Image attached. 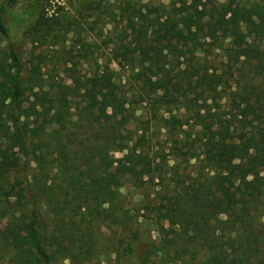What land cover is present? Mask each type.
<instances>
[{
	"label": "trees",
	"instance_id": "trees-1",
	"mask_svg": "<svg viewBox=\"0 0 264 264\" xmlns=\"http://www.w3.org/2000/svg\"><path fill=\"white\" fill-rule=\"evenodd\" d=\"M142 8L110 49L130 88L73 63L25 103L19 55L0 48V182L33 167L0 194V264H102L100 225L119 229L109 264H264V0ZM56 19L42 7L33 33ZM146 183L162 194L146 206L152 241L121 192Z\"/></svg>",
	"mask_w": 264,
	"mask_h": 264
},
{
	"label": "rangeland",
	"instance_id": "rangeland-1",
	"mask_svg": "<svg viewBox=\"0 0 264 264\" xmlns=\"http://www.w3.org/2000/svg\"><path fill=\"white\" fill-rule=\"evenodd\" d=\"M148 0H0V18L6 28L7 34L0 32V48L7 51L10 44L19 55L21 63V81L23 86V99L25 103L30 97L31 90H37L38 83L50 81L70 82L67 66L75 63L74 74L82 78L91 77L103 72L106 65L115 70L116 76H122L124 87L130 88L127 83L129 72L123 75L116 61L111 60L110 49L118 42L117 31L123 28L125 21L122 18L127 14L136 16L143 4ZM167 0H149L150 4H159ZM125 10L120 14V7ZM42 7L48 15H55L57 19L50 33L46 36L33 33L32 26ZM117 16V28L110 13ZM119 44V43H118ZM221 52L214 51L209 60L218 70L222 69ZM135 91V89L133 90ZM178 106V108H177ZM142 108V107H140ZM180 108V109H179ZM173 114L182 120L186 118L183 107H171ZM141 119H146V109H140ZM164 116L169 113L161 112ZM159 113V114H161ZM158 114V117H159ZM186 128V125H185ZM163 129L155 128L154 136L163 139ZM173 161L170 162V164ZM33 171L18 167L9 173L5 180L0 182V194L6 185L15 180L24 179ZM158 186L146 183L141 187L125 184L121 192L126 200L130 212L138 218V229L141 238L145 241L156 239L157 232L151 220V213L146 209L148 204L161 201L157 191ZM99 240L105 245V253L100 257L102 264L112 262V251L119 235L115 226L100 225L97 227ZM68 261L65 260V263Z\"/></svg>",
	"mask_w": 264,
	"mask_h": 264
}]
</instances>
